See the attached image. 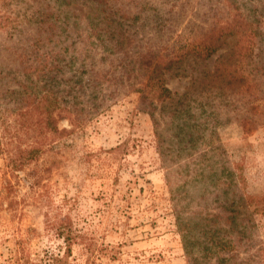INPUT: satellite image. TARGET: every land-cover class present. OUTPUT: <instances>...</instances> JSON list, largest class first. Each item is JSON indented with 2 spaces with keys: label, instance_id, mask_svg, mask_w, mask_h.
Instances as JSON below:
<instances>
[{
  "label": "rangeland",
  "instance_id": "obj_1",
  "mask_svg": "<svg viewBox=\"0 0 264 264\" xmlns=\"http://www.w3.org/2000/svg\"><path fill=\"white\" fill-rule=\"evenodd\" d=\"M50 5L0 0V130L11 123L13 91L23 78L13 75L17 54L57 46L48 32L37 35ZM69 6L82 30L60 36L77 57L66 64L96 90L75 89L73 112L82 123L59 121L68 132L30 165L45 170L42 181L33 190L18 183L19 214L10 219L7 201H0V264H13L6 239L25 231L32 259L62 257L65 242L46 227L57 213L82 235L63 264H217L202 258L199 244L191 258L185 250L176 212L183 220L193 210L197 222L209 212L220 215L212 226L223 227L232 242L233 257L224 264H264V0H71ZM209 28L225 35L204 58L195 52L199 46L186 45ZM186 49L192 51L168 61ZM149 52L169 63L158 77L172 101L142 94L137 56ZM148 60L152 65L154 58ZM109 64L117 82L104 75L93 83V72ZM41 87L34 83V92ZM2 168L0 156V181ZM221 207L235 212V223Z\"/></svg>",
  "mask_w": 264,
  "mask_h": 264
},
{
  "label": "trees",
  "instance_id": "obj_2",
  "mask_svg": "<svg viewBox=\"0 0 264 264\" xmlns=\"http://www.w3.org/2000/svg\"><path fill=\"white\" fill-rule=\"evenodd\" d=\"M70 2L71 0H52V5L47 7L48 15L38 22L37 35L48 32L52 36L50 39L56 37L57 40L54 43L57 46L53 51L39 54L37 50H30L29 53L21 50L17 54V66H14L15 72L13 75L16 78L22 75L23 78L16 80L18 90L13 91L16 94L13 98L11 123L0 130V156L3 160L0 201H7L6 209L10 212V219H13L20 211V202L16 196L18 183H23L27 185L29 190H33L44 177L45 170L30 167V165L38 157L46 144L62 138L68 132L66 129H60L59 121L66 118L73 125L82 123V119L77 118L73 112V108L78 107L75 89L77 88L81 92L86 87L91 86L94 91L96 90V87L90 84L83 85L81 83L79 76L84 72H74L73 66L66 64L67 60L69 63H75L77 57L74 56L75 52L69 50L66 39L60 38V36L62 34H66L67 36L70 32H80L77 29L82 30L79 22H73L74 19H77V14L71 8L69 9ZM144 3L149 4L147 2ZM175 7L176 4L172 6L174 9ZM261 23L264 24V22ZM244 28L245 30H254L253 24L247 22L244 23ZM212 29H207L197 40H190V44L186 46H199L195 48V52L204 58L210 57L220 46L216 41H220L223 34L225 35L224 30L216 35ZM82 41L83 45L88 43L86 40ZM40 42V39H36L34 45ZM187 51L192 50L186 49L177 53L175 52L173 57L168 61L172 62L180 59L188 53ZM80 52L82 54H79V59L83 56L84 51ZM86 52L89 57L88 50ZM70 53L73 54L70 55ZM29 56L33 59L32 61L28 60ZM148 57L154 58L152 65L149 64ZM137 61V66L143 69L144 74L140 82L142 94L146 96L149 92L154 91L158 100H174L170 89L158 77L159 72L168 67L167 64L169 63L161 55L153 52H149L148 54L140 53L137 56ZM108 66L109 70L93 72V83H98L97 79L104 75L107 81L114 80L117 82V77L114 76L115 71L111 69L115 68V66L112 67V64ZM130 67H127L124 73L135 66ZM67 68L69 70L68 75L66 74ZM152 68L155 72L154 78L150 75V69ZM0 72H2L1 69ZM145 79L146 82H144ZM39 81L43 83V87L40 88L41 92L36 94L33 86L34 83L37 82L38 84ZM2 89L3 84L0 82V92ZM69 98H73L70 106L67 104ZM20 173H25V175ZM230 177L232 180L234 179V173L231 170ZM167 181L169 186H171L172 182L168 179ZM236 191V196L243 203L244 200L242 199L240 190L236 189ZM220 211L221 213L226 211L227 217H229L226 219L235 223L236 216L233 210L229 211L228 208L226 210L225 207H221ZM176 213L178 230L189 258L194 254L193 246L195 244H199V252H201L202 258L207 263L216 258L217 264H224L228 258L233 257L227 254L232 242L224 238L225 229L221 226H212V222L220 217L219 214H210L209 212V214L197 217L199 221L197 222L195 221L197 212L194 210L191 211L189 217L183 218V220L178 216V211ZM46 227L53 230L65 242L63 256L47 257L45 260L32 259L26 238L29 233L25 231V233H19L18 236L6 239L8 253L13 264H63L67 257L71 255L73 244L80 243L78 237H82V235L75 232L72 220L68 215L61 216L59 213L55 214L54 217L46 220Z\"/></svg>",
  "mask_w": 264,
  "mask_h": 264
}]
</instances>
